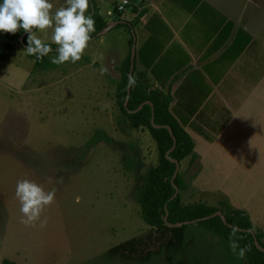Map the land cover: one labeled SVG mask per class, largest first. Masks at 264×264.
Listing matches in <instances>:
<instances>
[{
  "label": "rangeland",
  "instance_id": "374dc122",
  "mask_svg": "<svg viewBox=\"0 0 264 264\" xmlns=\"http://www.w3.org/2000/svg\"><path fill=\"white\" fill-rule=\"evenodd\" d=\"M103 1L104 15L107 10L115 12L112 2ZM51 3L54 12L59 2ZM60 3V7L66 6V0ZM92 3L89 1L86 14L94 19L98 7L93 10ZM263 16L257 21L258 32H264ZM126 23L91 40L80 61L65 62L54 70L35 69V61L22 46L15 43L8 48L0 31V264L4 259L16 264H101L97 259L103 252L150 230L142 219L135 190L141 176L158 164L157 144L148 129L134 130L126 123L119 124L121 112L114 92L121 76L117 71L120 64L109 58L114 53L119 62L124 59L126 41L133 35L132 24ZM36 34L51 43L52 29L36 30ZM198 42L204 44V40ZM263 49L257 40L255 65L262 73L257 68L251 82L248 76L242 77L245 86L236 95L247 99L253 79L256 81L257 99L247 106L250 117L242 120L246 112L239 103L230 105L229 111L230 107L238 108L236 120L225 126L227 110L221 112L225 120L214 119L215 98L210 101L201 96L206 101L196 107L202 106L199 113L212 120L208 123L213 133L219 134L213 147L205 151L199 148L200 168L188 162L191 157L180 168L184 180H193L199 173L182 192L184 204L219 206L228 199L230 205L249 212L260 231L264 230ZM213 54H209L211 59ZM85 57L90 63H85ZM228 92L235 94L225 90L224 95ZM97 130L108 134L112 143L89 145ZM129 158L135 161L133 169L123 165ZM22 179L34 180L46 191L56 190L55 202L41 216V220L47 219L45 227L39 222L35 227L21 223L15 191ZM188 235L202 243L199 251H210L207 255L216 264H239L237 252L216 248L218 238L200 226H190Z\"/></svg>",
  "mask_w": 264,
  "mask_h": 264
},
{
  "label": "crops",
  "instance_id": "0c3cea01",
  "mask_svg": "<svg viewBox=\"0 0 264 264\" xmlns=\"http://www.w3.org/2000/svg\"><path fill=\"white\" fill-rule=\"evenodd\" d=\"M53 1L55 0H50ZM57 1L60 8V0ZM89 1L93 2V10L98 7L99 16L109 25L107 28L113 25L102 36L122 22L132 24L130 33L133 35L126 41V51L129 50L127 56L132 52L133 39L137 73H145L154 88L171 93V112L195 144L194 153L188 162L200 168L198 163L202 156L198 154L199 148L205 151L208 147H213L214 138L219 134L215 131L213 133V128L209 125L208 122L212 120L200 114L203 112L202 106L196 107L206 101L200 97L206 96L210 101L215 98L217 106L213 112L216 120H225L226 117L221 112L227 110L229 114L227 121H224L225 126L228 121L236 120L238 108L230 107L229 111L230 105L239 103V107L246 112L241 118L244 120L250 117L247 106L253 102L255 104L257 99L254 94L257 89L254 79V86L247 99L236 95L239 96L244 89L242 77L248 76L251 82L257 68L262 73L260 67L255 65L254 47L258 40L264 48V32L257 31V21L264 15V0H128L129 5L122 12L118 11V6L124 0H108L112 2L116 13L107 10L106 15L101 8L103 0ZM114 16L119 17L121 22H116ZM199 40H204V44L200 45ZM157 47L161 48L160 51L156 50ZM126 51L120 62V58L116 59L114 53L109 58L121 66L127 58ZM211 52H214L213 59L209 55ZM225 90H232L235 94L230 95L228 92L224 95ZM188 91L198 94V97ZM223 133L225 132L220 134ZM197 139L202 142L198 143ZM198 174L196 173L195 179ZM193 180L185 179L184 183L191 185ZM253 225L255 228L256 225ZM261 232L264 234V230Z\"/></svg>",
  "mask_w": 264,
  "mask_h": 264
},
{
  "label": "trees",
  "instance_id": "16d2710c",
  "mask_svg": "<svg viewBox=\"0 0 264 264\" xmlns=\"http://www.w3.org/2000/svg\"><path fill=\"white\" fill-rule=\"evenodd\" d=\"M96 13L94 16L95 31L90 34V41L96 39L99 33L109 26L99 16L98 10ZM25 33L27 32L22 28L15 34L3 32L8 41L7 47L12 49L13 44H20V37ZM28 35L29 33L24 38L23 44H20L24 50L28 46ZM133 45L134 40L132 39L131 50ZM51 46L53 51L42 59H37L27 53V56L35 61V69L54 70L59 67L51 62V58L56 55L57 47L55 44ZM85 63H90L88 57H85ZM130 66L131 51L118 67L121 78L116 83L114 98L121 112L119 124L126 123L134 130L148 129L157 144L158 164L141 176L140 183L135 190V198L141 208L142 219L150 230L111 247L99 255L97 260L101 264H109L111 261L120 264H216L214 258L207 255L209 250L206 254H204L206 251L204 249L199 251L202 243L196 242L195 237L189 238L190 226L198 225L218 238L219 245L216 248L221 246L227 253H233L230 247L232 240H235L240 248L247 247L249 250L246 251L244 259L240 258L239 264H264V252L258 250L255 243L257 239L264 249V234L254 228L252 219L246 211L233 208L227 200H222L219 206H210L204 202L183 203L182 192L187 188L183 175L179 172L174 184H172V179L177 164L181 166L186 158L193 155L194 141L171 112L170 107L173 100L171 93L154 88L145 73H137L136 66L133 74L136 82L132 86L128 106H125ZM148 101L152 105L145 104ZM142 104H145L144 107L139 109ZM153 114L154 124H152ZM166 127L172 130L173 137ZM112 141L113 139L108 134L97 130L89 140V145L96 146L100 142L112 143ZM126 159L123 165L127 169H133L134 159ZM175 186L179 190L178 195H176ZM219 211L223 213L227 224L222 221L221 217L215 216ZM196 220L201 221L194 223ZM179 223L183 225L177 227ZM234 228L238 231L233 236ZM236 252H239V248ZM159 257L163 261L158 259ZM227 262L231 264L230 261ZM2 264H16V262L4 259Z\"/></svg>",
  "mask_w": 264,
  "mask_h": 264
},
{
  "label": "clouds",
  "instance_id": "9594fccd",
  "mask_svg": "<svg viewBox=\"0 0 264 264\" xmlns=\"http://www.w3.org/2000/svg\"><path fill=\"white\" fill-rule=\"evenodd\" d=\"M53 7L50 0H2L0 31L15 34L22 28L29 33L25 51L37 59L48 56L53 51L51 45L55 44L56 55L51 58L52 63H76L81 60L91 39L90 34L95 31V20L86 14L89 0H66V6L54 12ZM48 29H52L51 43L46 42L47 37L36 34V30L44 32ZM135 82V77L130 76L129 86ZM15 195L20 203L21 223L35 227L39 222L40 227H45L47 219L41 220V216L45 208L55 202L56 190L46 191L38 182L22 179L17 181ZM79 199L77 197V202ZM237 231L234 228L232 235ZM230 247L234 253L239 248L240 258L249 250L240 248L235 240L231 241Z\"/></svg>",
  "mask_w": 264,
  "mask_h": 264
},
{
  "label": "water",
  "instance_id": "95a60500",
  "mask_svg": "<svg viewBox=\"0 0 264 264\" xmlns=\"http://www.w3.org/2000/svg\"><path fill=\"white\" fill-rule=\"evenodd\" d=\"M113 27V25H111L109 28L107 29H104L102 32L99 33V36H102L103 34L107 33L111 28ZM35 31V29L33 30ZM27 33L23 34L21 37H20V44H23L24 42V38L26 37ZM135 56H136V50H135V45H133L132 47V52H131V66H130V75H129V78L130 76H133L134 74V69H135ZM131 90H132V86H129V83H128V95H127V98H126V102H125V106L127 107L128 106V103H129V99H130V93H131ZM145 104H149V105H152L151 102H146ZM145 104H142L141 107L139 109H142L144 107ZM152 124H154V114H153V119H152ZM169 132H170V135L173 137V133H172V130L169 128V127H166ZM175 141V140H174ZM167 158L168 155H167ZM172 162L176 163V161L172 160ZM180 168L181 166L179 164H177V168H176V171H175V174H174V177L172 179V184H174V181L176 179V177L178 176L179 172H180ZM176 190H177V193L176 195L179 194V190L178 188L175 186ZM215 216H218V217H221L222 221L227 224V220L226 218L224 217L223 213L222 212H217L215 214ZM167 221V219H165ZM201 220H196L194 223H198L200 222ZM183 224L182 223H179L177 224L176 226L177 227H181ZM231 227V226H229ZM255 243H256V247L258 248V250L264 252V249L261 247V245L259 244V242L257 241V239L255 240Z\"/></svg>",
  "mask_w": 264,
  "mask_h": 264
},
{
  "label": "built area",
  "instance_id": "2783aa9c",
  "mask_svg": "<svg viewBox=\"0 0 264 264\" xmlns=\"http://www.w3.org/2000/svg\"><path fill=\"white\" fill-rule=\"evenodd\" d=\"M129 5V1L128 0H124L119 6H118V11L122 12L123 10H125V7Z\"/></svg>",
  "mask_w": 264,
  "mask_h": 264
}]
</instances>
